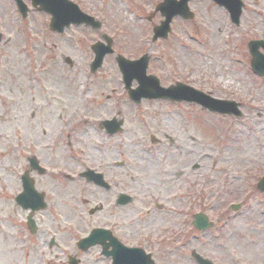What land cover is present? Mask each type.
<instances>
[{
    "label": "rangeland",
    "instance_id": "obj_1",
    "mask_svg": "<svg viewBox=\"0 0 264 264\" xmlns=\"http://www.w3.org/2000/svg\"><path fill=\"white\" fill-rule=\"evenodd\" d=\"M72 1L103 28L72 26L57 34L49 28V15L33 10L25 22L13 0H0V264H68L70 255L94 264L99 255L96 248L83 254L76 245L84 237L79 229L100 222L88 213L84 202L92 190L83 182L46 196L51 206L39 214L36 235L26 227L27 213L14 202L19 169L24 171L33 154L28 148L32 110L37 119L52 114L54 120L52 127L43 124L38 136L44 127L56 131L64 111L73 130L81 126L79 162L91 167L128 163L117 168L116 190L129 192L135 202L121 211L119 222L140 220L144 229L126 242L155 249L161 264H196L193 250L215 264H264V194L256 187L264 176V79L251 69L248 50L251 40H264V0H242L240 26L213 1H193L195 18H175L169 38L155 43L153 28L163 20L155 9L163 0ZM103 34L113 39L115 54L92 74L91 47L104 42ZM144 54L151 56L148 74L160 78L162 86L181 82L216 99L238 102L243 117L200 106L183 108L179 116L176 107L161 101L137 106L115 57L138 60ZM63 57L74 65L64 64ZM112 117L125 119V131L107 137L97 124ZM151 136L162 143L153 144ZM45 151L59 156L50 147ZM203 154L208 158L202 159ZM157 203L164 209L157 210ZM232 204L241 205L240 211H231ZM200 212L220 224L208 232L195 231L193 216ZM52 238L58 247H49Z\"/></svg>",
    "mask_w": 264,
    "mask_h": 264
},
{
    "label": "water",
    "instance_id": "obj_2",
    "mask_svg": "<svg viewBox=\"0 0 264 264\" xmlns=\"http://www.w3.org/2000/svg\"><path fill=\"white\" fill-rule=\"evenodd\" d=\"M22 13L25 15L27 9L23 5L21 0H16ZM192 0H164L157 7V11L162 13V16L166 18L162 22L161 26L155 28L154 41L159 38H167L171 31L170 25L173 18L181 16L185 20H190L194 15L190 12L188 4ZM220 6L225 7L231 14L232 20L235 24L239 25L242 14L243 4L240 0H214ZM33 5L38 7L40 11H44L52 16L50 27L53 31L62 33L65 28L70 27L72 24L82 25L86 24L93 28H100L101 24L96 22L94 18L81 12L79 7L70 0H32ZM108 46L103 43L95 44L92 49L96 54L95 62L92 65L93 71H96L103 63V59L107 54L113 53L111 50V39L105 36ZM1 40V35H0ZM262 42H251L249 49L252 55V67L253 70L262 76H264V55L260 53V46ZM120 69L124 75L125 83L128 88L131 87L132 81L137 79L140 86L137 90L130 91L131 98L139 103L143 98L148 99H170L173 101H188L196 102L203 108L211 111L219 112L222 114L241 116V112L238 110V104L229 101H220L212 99L202 92H199L189 86L178 84L177 86L170 87L168 89L161 88L158 79L152 76H147V65L149 58L144 57L139 61L131 62L122 56L117 58ZM259 188L264 192V179L260 183ZM41 203V202H40ZM39 201L34 202L32 205L33 210L41 209ZM238 209V208H236ZM195 225L200 230H205L212 227L207 223L206 216L200 214L196 217ZM32 231L35 228L32 226ZM110 238L111 244L114 247L112 253L104 252L107 256H112L114 264H154L149 256L143 254L141 250L137 249H125L114 238L110 237L108 232L94 231L88 239L82 240L80 246L84 249H88L97 244L104 245L105 241ZM194 259L199 264H212L210 261L201 258L195 251L193 252Z\"/></svg>",
    "mask_w": 264,
    "mask_h": 264
},
{
    "label": "flooded vegetation",
    "instance_id": "obj_3",
    "mask_svg": "<svg viewBox=\"0 0 264 264\" xmlns=\"http://www.w3.org/2000/svg\"><path fill=\"white\" fill-rule=\"evenodd\" d=\"M167 103L176 107L178 115H184L185 112L183 108L188 109L192 106V104H188L186 102ZM64 112L65 115L64 113L63 115H59L62 123L61 125H58L56 131L50 132L51 130H45L46 127H44L42 130V134H40L39 136L37 133L43 124H48L52 127V122L54 120L49 118L50 116L52 117V114H48V118L40 115L38 117L39 119H37L36 112L34 110L30 112L29 123H33V133L31 134V129L29 130V133L33 141L29 138L28 148L30 149V152L33 153L31 154V156L37 160L38 164L35 165L34 163H31L29 160L31 157L26 158V168L24 169V171H21L20 168L18 172L17 187H15L14 189L16 191L15 197L22 194L25 191L26 186L30 189L27 190L28 193H33L32 191H36L38 193H41L46 198L48 194L55 193L58 195V193H60L62 190H68L69 183L79 185L81 182H83L86 185V187L83 185L85 188L92 190H87L91 191V194L89 198L90 200H85V205L91 206V204L94 203L101 207V210L99 212V214H101L99 218L100 222H97L95 227L109 229L117 237L120 233L119 236L122 242L132 239L133 235L138 231V229L144 227L140 220L134 222L132 220L119 222L120 219H123L121 211H123V209L127 208L128 206H119L117 204L119 194L117 191H115L117 188L116 179L118 168L116 161L106 162L98 169V171L104 175L105 180L110 184L109 189L98 187L92 183L86 182V180L82 178V173L89 167L79 162L76 159L75 154L73 153L74 149L76 150L77 147L81 146L82 144L81 140L79 139L81 138V126L78 125L77 129L73 130V125L66 124V120L70 121V116H67V114L69 113L67 112L66 114V111ZM74 114L71 116H74ZM123 120L125 124V119ZM67 128L69 130H66ZM65 137H67V139L69 140L67 144L64 142ZM189 139L191 141L193 140V138L191 137H189ZM171 142L175 143V141ZM46 147H50L54 151V153L58 154L59 156L54 157L52 154L51 156H49L48 154L45 155L44 152H46ZM57 157L58 159L54 160V158ZM20 160L21 157H19L18 160L19 165H21ZM84 192L85 189L83 193ZM83 208H85V206H83ZM37 216L38 215H36L35 218H37ZM57 234L61 236L59 230ZM109 244L110 243L107 242V252L113 251V247ZM96 249L98 250L99 255L94 259V264H99L100 260L104 262L107 261V264H112V258L106 257L102 254V252L104 251L103 249H105L104 247L98 246L96 247ZM148 252L151 253L153 259L156 260L157 252ZM27 256H29V254Z\"/></svg>",
    "mask_w": 264,
    "mask_h": 264
},
{
    "label": "bare ground",
    "instance_id": "obj_4",
    "mask_svg": "<svg viewBox=\"0 0 264 264\" xmlns=\"http://www.w3.org/2000/svg\"><path fill=\"white\" fill-rule=\"evenodd\" d=\"M218 26H220L219 23H218ZM256 137H257V136H254L253 139L256 140ZM247 145H250V146H251L252 144L248 143ZM249 148H250V147H249ZM249 148H248V153H250V151H251ZM248 153H247L246 155H244L243 157L247 156ZM201 158H202V159H205V158H208V156H207V154H203V155L201 156ZM87 159H88V158H87ZM244 159H245V158H244ZM242 162H244V160H242ZM131 166H133V165H131ZM129 167H130V166H129ZM260 240L262 241V239H260ZM9 258H10V259H13V256H10Z\"/></svg>",
    "mask_w": 264,
    "mask_h": 264
}]
</instances>
